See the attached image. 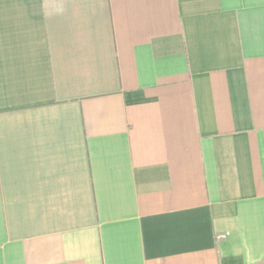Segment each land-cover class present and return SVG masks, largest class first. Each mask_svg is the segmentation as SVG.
Listing matches in <instances>:
<instances>
[{"label":"crops","instance_id":"obj_1","mask_svg":"<svg viewBox=\"0 0 264 264\" xmlns=\"http://www.w3.org/2000/svg\"><path fill=\"white\" fill-rule=\"evenodd\" d=\"M0 264H264V0H0Z\"/></svg>","mask_w":264,"mask_h":264}]
</instances>
